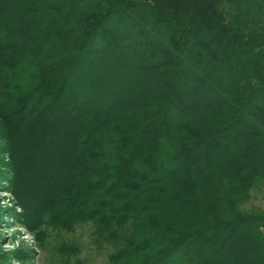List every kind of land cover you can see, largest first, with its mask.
Returning <instances> with one entry per match:
<instances>
[{
    "label": "trees",
    "instance_id": "1",
    "mask_svg": "<svg viewBox=\"0 0 264 264\" xmlns=\"http://www.w3.org/2000/svg\"><path fill=\"white\" fill-rule=\"evenodd\" d=\"M1 184L108 264H264V0H0Z\"/></svg>",
    "mask_w": 264,
    "mask_h": 264
},
{
    "label": "rangeland",
    "instance_id": "2",
    "mask_svg": "<svg viewBox=\"0 0 264 264\" xmlns=\"http://www.w3.org/2000/svg\"><path fill=\"white\" fill-rule=\"evenodd\" d=\"M13 192L0 185V206H17ZM244 207L264 208V185L251 190ZM19 209V207H17ZM68 225V224H67ZM43 223L36 236L6 211L0 217V264H108L114 246L96 229L92 219L78 218L68 226ZM22 246V259L13 249ZM17 251V250H16ZM18 253V251H17Z\"/></svg>",
    "mask_w": 264,
    "mask_h": 264
}]
</instances>
